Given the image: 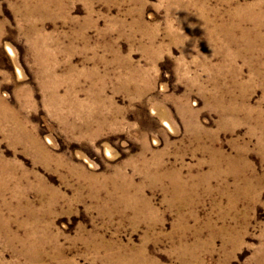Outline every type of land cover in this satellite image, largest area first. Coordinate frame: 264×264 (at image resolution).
<instances>
[{
	"label": "rangeland",
	"instance_id": "374dc122",
	"mask_svg": "<svg viewBox=\"0 0 264 264\" xmlns=\"http://www.w3.org/2000/svg\"><path fill=\"white\" fill-rule=\"evenodd\" d=\"M0 264H264V0H0Z\"/></svg>",
	"mask_w": 264,
	"mask_h": 264
}]
</instances>
